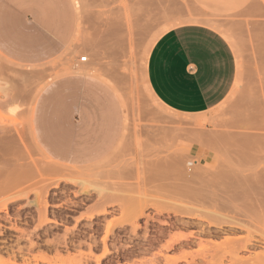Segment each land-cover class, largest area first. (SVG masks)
<instances>
[{
  "label": "rangeland",
  "instance_id": "obj_1",
  "mask_svg": "<svg viewBox=\"0 0 264 264\" xmlns=\"http://www.w3.org/2000/svg\"><path fill=\"white\" fill-rule=\"evenodd\" d=\"M72 1L73 48L31 67L0 55V264H264V0ZM189 24L213 26L237 65L229 95L199 115L145 86L151 43ZM75 74L98 78L124 111L115 150L90 167L54 162L31 129L38 95ZM215 196L228 208L212 216ZM223 217L240 228L209 225Z\"/></svg>",
  "mask_w": 264,
  "mask_h": 264
},
{
  "label": "crops",
  "instance_id": "obj_2",
  "mask_svg": "<svg viewBox=\"0 0 264 264\" xmlns=\"http://www.w3.org/2000/svg\"><path fill=\"white\" fill-rule=\"evenodd\" d=\"M75 32L72 0H0V55L14 64L41 66L58 59L73 48ZM166 32L147 56L150 92L176 114L199 115L216 108L236 78L228 41L202 24ZM123 120V107L110 89L96 77L75 74L55 79L38 95L31 129L54 162L90 167L111 156Z\"/></svg>",
  "mask_w": 264,
  "mask_h": 264
},
{
  "label": "bare ground",
  "instance_id": "obj_3",
  "mask_svg": "<svg viewBox=\"0 0 264 264\" xmlns=\"http://www.w3.org/2000/svg\"><path fill=\"white\" fill-rule=\"evenodd\" d=\"M126 7H127V5H126ZM125 10H127L126 8H124ZM170 10V9H169ZM126 12V11H125ZM150 13V12H149ZM165 13L167 14H170L169 12H167V11H165ZM154 14L155 13H153V16H154ZM157 15V14H156ZM149 16V15H148ZM166 16V15H165ZM138 17V16H137ZM147 17V16H146ZM150 17H152V16H149V18ZM169 17V16H168ZM168 17H165V18H168ZM154 18V17H153ZM141 19H142V17H141ZM141 19H140V22H141ZM148 19V18H147ZM137 20H138V18H137ZM150 21H151V19H149ZM154 20V19H153ZM143 22V21H142ZM207 22V21H206ZM135 23V22H134ZM202 23V22H201ZM132 24V23H131ZM136 24V23H135ZM141 24V23H140ZM150 24V23H149ZM206 24V23H205ZM114 25H115V23H114ZM144 25V24H143ZM148 25V24H147ZM112 26V25H111ZM130 26V25H129ZM136 26H138V28H140L141 26H142V24L141 25H136ZM135 26V27H136ZM146 26V25H145ZM207 26V25H206ZM208 26L209 27H211L210 26V24H208ZM120 27V26H119ZM131 27V26H130ZM130 27H128V28H130ZM112 28V27H111ZM212 29L214 28L213 26L211 27ZM131 29V28H130ZM141 29V28H140ZM111 30V29H110ZM146 30V29H145ZM214 30H216L215 28H214ZM126 31H129V30H125V32ZM130 31H132V30H130ZM225 31V30H224ZM115 32V31H114ZM218 32V31H217ZM164 32H162V34H163ZM162 34H160V35H162ZM221 34V33H220ZM222 35V34H221ZM128 36H130V35H128ZM223 36V35H222ZM131 37V36H130ZM224 37V36H223ZM154 39V38H153ZM156 39V38H155ZM119 40V39H118ZM153 41V40H152ZM117 43L119 44L120 42H118L117 41ZM152 44V43H151ZM153 44H154V42H153ZM122 47V46H121ZM151 47V46H150ZM149 47V48H150ZM147 54H148V51H147ZM146 56H148V55H146ZM145 56V57H146ZM81 58V57H80ZM147 59V58H146ZM146 68V67H145ZM88 72V71H87ZM86 72V73H87ZM9 83V82H8ZM145 86H146V82H145ZM5 87V86H4ZM146 90H147V92L149 93V95H151V93H150V90H149V88H148V86L146 87ZM11 94V93H10ZM15 94V93H14ZM13 96V95H12ZM152 96V95H151ZM8 97V96H7ZM9 98V97H8ZM149 98H151V97H149ZM14 99V98H13ZM12 100V99H11ZM156 101V100H155ZM14 102V101H13ZM17 103V102H16ZM10 104V103H9ZM8 105V104H7ZM10 106V105H9ZM161 106V105H160ZM8 107V106H7ZM164 107V106H163ZM8 108H10V107H8ZM7 108V109H8ZM14 110V109H13ZM1 112H2V110H1ZM5 113V112H4ZM6 114V113H5ZM17 114V113H16ZM8 115V114H7ZM6 115V116H7ZM159 116V115H158ZM17 117V116H16ZM172 117V119H173V116H171ZM17 119H18V117H17ZM172 119H170V121L172 120ZM176 121H177V119H176ZM179 121V120H178ZM4 122V121H3ZM14 122V121H13ZM19 122H20V120H19ZM172 122V121H171ZM175 122V121H174ZM12 123V122H11ZM21 123V122H20ZM17 124V123H16ZM6 125H8V124H6ZM21 125V124H20ZM5 126V125H4ZM9 126H11V125H9ZM13 126V125H12ZM8 127V126H7ZM14 127H15V125H14ZM178 128V127H177ZM180 133V132H179ZM185 139V138H184ZM17 154V153H16ZM18 161V160H17ZM174 164V163H173ZM181 164L182 163H180V168H181ZM179 165V164H178ZM192 165V163H189V166H191ZM17 166V165H16ZM187 166V165H186ZM193 167V166H192ZM173 168H175V167H173ZM177 168V167H176ZM178 168H179V166H178ZM178 170V169H177ZM181 170V169H180ZM179 170V171H180ZM184 171H185V169H184ZM189 171V170H188ZM21 172V171H20ZM177 173V172H176ZM179 174H180V172H178ZM58 174V173H57ZM56 174V175H57ZM184 174V173H183ZM182 174V175H183ZM61 176V175H60ZM181 176V175H180ZM186 176V173H185V175H184V177ZM188 176V175H187ZM7 177V176H6ZM89 177V176H88ZM196 177V176H195ZM1 178V177H0ZM3 178V177H2ZM201 178V177H200ZM85 179V178H84ZM4 179H2V181H3ZM80 180V179H79ZM192 180V179H191ZM195 180V179H194ZM5 182V181H4ZM192 182V181H191ZM8 183L6 182V185H7ZM193 184H194V182H193ZM196 184V183H195ZM200 184V183H199ZM212 184V183H211ZM201 186V185H200ZM6 187V186H5ZM19 187V186H18ZM10 188H12V187H10ZM197 188V187H196ZM207 188H209V187H207ZM5 190V189H4ZM216 190V189H215ZM214 191V190H213ZM187 192V191H186ZM192 192V191H191ZM214 192H216V191H214ZM206 195H207V193H205ZM229 194V193H228ZM202 195H203V193H202ZM211 196H213V195H211ZM234 196V194H232V195H229V197H230V199L232 198ZM210 197V196H209ZM214 197V196H213ZM213 197H211L210 199H212L211 200V202L210 203H214V204H212V206H210L211 207V212L210 213H212V216H214L213 214H214V210H215V212H216V210L217 211H220V210H223V209H225V208H228V205H227V203H225V200L223 201V200H221V199H219V198H221V197H218V198H216V196H215V198H213ZM229 197H227L226 195H225V198L227 199V198H229ZM200 198H202V197H200ZM195 199H197L196 197H195ZM233 199H235V198H233ZM203 200V199H202ZM199 201H200V199H199ZM209 201V200H208ZM227 201H228V199H227ZM230 201V200H229ZM231 202V201H230ZM3 203V202H2ZM5 203H7V202H5ZM205 203H207L206 201H205ZM199 204V203H198ZM203 204H204V202H203ZM203 204H202V206H203ZM6 205V204H5ZM5 205H2L3 206V208H4V206ZM201 205V204H200ZM205 205V204H204ZM209 205V203H207V206ZM1 206V205H0ZM198 206V205H197ZM196 206V207H197ZM207 206H204V207H207ZM235 206V205H234ZM2 208V209H3ZM194 208V207H193ZM198 208V207H197ZM201 208V207H200ZM187 209V208H186ZM204 209V211H206L205 210V208H203ZM210 209V208H209ZM212 209H213V211H212ZM239 209V208H238ZM199 210V209H198ZM237 211V210H236ZM244 211V210H243ZM246 211H248V210H246ZM245 211V212H246ZM181 212V211H180ZM188 212H190L191 213V211H188ZM245 212H244V214H245ZM190 213H187L186 212V215L189 217V216H191L190 215ZM193 213V212H192ZM233 213V212H232ZM235 213V212H234ZM240 213V212H239ZM183 214H184V212H183ZM182 213H181V215H183ZM216 214V213H215ZM218 215H221V214H219V213H217ZM138 215V214H137ZM193 215H194V213H193ZM247 215V214H246ZM133 216V215H132ZM221 216H223V215H221ZM245 217V216H244ZM205 218H206V216H205ZM224 218V217H223ZM230 218V217H229ZM228 218V219H229ZM227 218H224V220H222L220 223H217V221H214V222H210L209 223V225H211L212 227H216V228H219L221 225H227V226H231V227H239L240 228V226H238V224H236V222H234V220L232 221V220H228ZM203 220V219H202ZM217 220V219H216ZM210 221V220H209ZM240 221V220H239ZM245 221V220H244ZM216 222V223H215ZM219 222V221H218ZM248 222V221H247ZM242 224H243V222H242ZM247 224V223H246ZM244 225H245V223H244ZM244 225H243V227H244ZM245 227H247V226H245ZM243 229V228H242ZM109 232V231H108ZM107 232V233H108ZM248 233V232H247ZM184 238V237H183ZM248 238V237H247ZM179 240V239H178ZM228 241L227 242H232L231 241V239L229 240V239H227ZM105 241V240H104ZM177 242V241H176ZM226 243V242H225ZM222 244V243H221ZM220 245V244H219ZM241 245V244H240ZM247 246H248V241L247 242H245L242 246H241V248L240 249H246L247 248ZM106 248V247H105ZM232 248V247H231ZM235 248V247H234ZM233 248V249H234ZM215 249V248H214ZM233 249H231V250H233ZM237 249V248H236ZM239 249V248H238ZM213 252V251H212ZM233 252V251H232ZM221 253V252H220ZM234 253H236L235 251H234ZM107 254V250H104V252H103V254H102V256H104V255H106ZM186 254V253H185ZM228 255H229V253H227ZM198 255V254H197ZM225 255H226V253H225ZM188 256V255H187ZM201 256H203L202 254H201ZM223 256H224V254H223ZM186 257V256H185ZM219 257V256H218ZM217 257V258H218ZM230 257H232L231 256V254H230ZM167 258V257H166ZM178 258V257H177ZM176 258V259H177ZM183 258V257H182ZM213 258V257H212ZM221 259L223 258V257H220ZM235 258H237V256L235 257ZM235 258H233V259H235ZM43 259V258H42ZM68 259H70V258H68ZM76 259V258H75ZM168 259V258H167ZM180 259V258H179ZM179 259H177V261L179 260ZM201 259V258H200ZM202 259H205V258H202ZM46 260V259H45ZM73 260H74V258H73ZM73 260H71V261H73ZM99 260V259H98ZM168 260H171L170 258L168 259ZM175 260V259H174ZM70 261V260H69ZM186 261V260H185ZM220 261V260H219ZM168 262V261H167ZM170 262V261H169ZM73 263V262H72ZM79 263V262H78ZM221 263V262H220ZM237 263V262H236ZM80 264V263H79ZM173 264V263H172Z\"/></svg>",
  "mask_w": 264,
  "mask_h": 264
},
{
  "label": "built area",
  "instance_id": "obj_4",
  "mask_svg": "<svg viewBox=\"0 0 264 264\" xmlns=\"http://www.w3.org/2000/svg\"><path fill=\"white\" fill-rule=\"evenodd\" d=\"M79 61H80L81 63H85V62L87 61V58H86V57H81V58L79 59Z\"/></svg>",
  "mask_w": 264,
  "mask_h": 264
}]
</instances>
